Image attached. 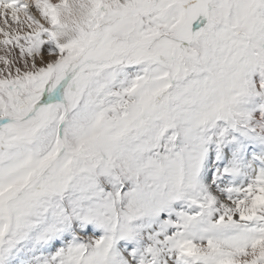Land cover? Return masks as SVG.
<instances>
[{
	"label": "snow or ice",
	"instance_id": "6c2138e0",
	"mask_svg": "<svg viewBox=\"0 0 264 264\" xmlns=\"http://www.w3.org/2000/svg\"><path fill=\"white\" fill-rule=\"evenodd\" d=\"M0 264H264V0H0Z\"/></svg>",
	"mask_w": 264,
	"mask_h": 264
}]
</instances>
